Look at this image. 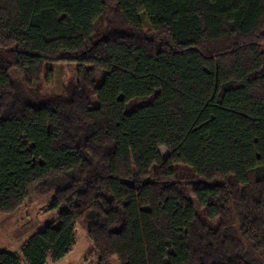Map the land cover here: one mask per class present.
<instances>
[{"label": "trees", "instance_id": "trees-1", "mask_svg": "<svg viewBox=\"0 0 264 264\" xmlns=\"http://www.w3.org/2000/svg\"><path fill=\"white\" fill-rule=\"evenodd\" d=\"M36 187L25 264H264V0H0V212Z\"/></svg>", "mask_w": 264, "mask_h": 264}, {"label": "rangeland", "instance_id": "rangeland-1", "mask_svg": "<svg viewBox=\"0 0 264 264\" xmlns=\"http://www.w3.org/2000/svg\"><path fill=\"white\" fill-rule=\"evenodd\" d=\"M145 32H150V26L144 13H140ZM51 74L48 76L47 70ZM76 78L75 63H50L45 67L42 75V94L61 93L70 80ZM101 76L96 77L99 82ZM17 84L18 81L15 79ZM22 83V81H21ZM93 103L95 97L91 99ZM161 155L167 154L164 146L159 148ZM54 190L43 192V189L34 188L26 200L12 213L0 212V250H6L20 255L21 262L25 264L21 256V245L24 240L35 231L42 229L48 222L56 219L58 209L51 208ZM97 256L90 247L85 230L77 225L75 241L71 249L60 259L47 258L45 264H96ZM110 264H119L112 258Z\"/></svg>", "mask_w": 264, "mask_h": 264}]
</instances>
